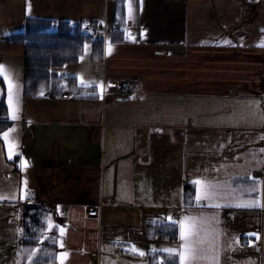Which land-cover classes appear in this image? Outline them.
Wrapping results in <instances>:
<instances>
[{"label": "crops", "instance_id": "obj_1", "mask_svg": "<svg viewBox=\"0 0 264 264\" xmlns=\"http://www.w3.org/2000/svg\"><path fill=\"white\" fill-rule=\"evenodd\" d=\"M130 3L131 20L126 0H0V21L14 19L5 34L20 30L29 17L81 22L84 29L120 25L106 34L102 49L88 43L85 53L100 62V81L83 75L92 82L86 87L79 72L65 73L70 97H62L58 85L25 97L23 65L14 68L18 112L15 120L9 111L0 118V236L10 240L11 264H31L30 253L20 252V238L28 207L43 203L57 225L50 233L58 236V250L47 255L50 264H60L61 252L67 253L63 264H90L104 241L120 245L121 252L132 251V244L154 247L153 225L169 216L235 223L241 213L259 217L252 254L264 264V207L210 206L264 203V30L258 24L264 21V0ZM80 62L72 63L77 70ZM131 79H138L132 94L114 93ZM101 83L102 99L95 86ZM36 100L43 107L24 116L27 102ZM9 128L17 145L11 158L2 135ZM196 179L229 194L198 204ZM24 180L29 199L21 198ZM253 186L257 191L249 193ZM159 209L165 219L141 222ZM120 215H136L131 221L141 224H127ZM125 224L124 233L115 236ZM215 229L217 236L220 228Z\"/></svg>", "mask_w": 264, "mask_h": 264}, {"label": "rangeland", "instance_id": "obj_2", "mask_svg": "<svg viewBox=\"0 0 264 264\" xmlns=\"http://www.w3.org/2000/svg\"><path fill=\"white\" fill-rule=\"evenodd\" d=\"M8 20L2 19L0 21V64L5 66V70L10 74L11 79L13 81V84H15V66L20 63L21 65L24 64V47L21 44H12L5 40V35L8 33H4L7 30H9L7 26L13 25V17H7ZM86 18V17H85ZM81 20V18H79ZM261 24L260 30H264V21ZM93 25H96L94 23ZM99 25V24H98ZM101 31L103 33L108 34V32L114 27L115 25H99ZM111 27V28H110ZM4 34V35H3ZM21 45V46H20ZM87 50L91 49L90 44H87ZM21 49V52L18 50ZM85 50V52H87ZM83 59L80 61V66L78 67L79 70L76 69V66L74 64H70L66 67L65 73L73 74L74 71L77 73L79 72L82 77L86 76V78H89V80H96L100 81L101 78V65L100 62H92L90 59L88 53L83 54ZM88 83L89 81H85ZM16 88V84L14 89ZM0 90H2V95L4 94L5 98L7 95V89L4 85V82H0ZM44 93V92H43ZM41 96V95H40ZM39 98V97H38ZM43 98V97H42ZM44 100V99H42ZM42 100H36L35 102H27L26 108L24 109V116L30 115L34 116L37 115L38 108L41 106L43 107ZM17 101H15V108H17ZM19 109V108H18ZM17 109V110H18ZM18 112V111H16ZM33 202V201H32ZM37 205V204H36ZM48 212V211H47ZM179 214V213H177ZM4 215H0V218ZM127 224H141L139 220H135L136 215H120ZM135 216V217H133ZM142 216V215H140ZM168 215L164 214L163 212H160L159 214L154 213V215H143V221H141L143 224H147L152 218L159 217V219H165ZM214 216V215H213ZM46 217L54 218V215L52 214L48 216V213L43 214L42 218L39 219L38 224V235L36 236V242H32L30 245H28V249H25V254L29 253L28 250L33 248H38L36 256L32 258L31 264H50V262H47L49 260V256L45 255V253H53L55 250H58V239L57 237L54 238V235H50V233H46L44 236L41 235V229L47 227ZM147 217V218H146ZM215 217V216H214ZM131 218H134L133 221H131ZM127 219V220H126ZM228 220V219H227ZM226 219H220L218 217V223L212 222L206 227L216 230V228H220L217 230L219 233L217 236L220 240H218L217 236L214 235V233L209 232L207 236L208 241H212L214 239L215 241V247L216 250L219 253V264H259V258L256 255H253L252 252L255 251L258 248V238L256 235H250L251 233H256L259 236V227H260V220L257 215H253L251 213H241L238 214L237 218H234L235 223H230ZM160 221V220H159ZM122 226L119 229H116L115 236H120V232L124 233L126 229V225ZM45 225V226H43ZM105 225V223H103ZM43 226V228H40ZM109 228V227H107ZM56 229L54 228L52 232H55ZM216 232V231H215ZM212 233V236H211ZM30 235V234H29ZM244 237H241V236ZM29 239V238H28ZM158 241L154 245V247L148 246V247H138L140 248L145 254L143 256L139 255L138 253H135L133 251H126L121 252L119 247L120 245H113L111 242H103L101 245V251L95 254L92 262L90 264H153L151 262V256L157 257L158 260L157 264H176L172 261H175L176 257L173 258H166L167 253L160 251L161 249L168 248V247H176L178 248L181 243L172 242L173 240L166 242V240H163L161 238H157ZM164 241V242H161ZM10 243V240L5 237L0 236V264H11L12 258H13V250L11 245H8ZM122 243V242H121ZM120 244V243H117ZM125 247V246H124ZM123 248V247H122ZM126 248V247H125ZM27 252V253H26ZM24 254V253H23ZM162 255V256H161ZM165 257L163 258V256ZM260 255H262L260 253ZM169 256V255H168ZM170 257V256H169ZM178 260V259H177ZM53 264V263H52ZM177 264L179 262L177 261ZM199 264H206V262H199Z\"/></svg>", "mask_w": 264, "mask_h": 264}, {"label": "trees", "instance_id": "obj_3", "mask_svg": "<svg viewBox=\"0 0 264 264\" xmlns=\"http://www.w3.org/2000/svg\"><path fill=\"white\" fill-rule=\"evenodd\" d=\"M115 24L120 26L117 21ZM4 37L7 42L21 44L24 47L23 94L29 98L37 97L41 92L57 86L66 76V67L81 60L85 53V44L91 43L96 50H99L102 49L104 43L103 39L90 36L88 27L84 29L81 22L46 17H29L22 24L20 30ZM0 82H2V78H0ZM7 116L8 106L5 97H3L0 99V118H7ZM191 191L192 187L186 186V193H191ZM27 210L29 219L24 222L20 238V252H25L28 245L36 242L40 225L38 221L43 214L50 211L44 203L36 206L31 205ZM153 226L157 227L154 238L163 240L179 238L178 224L168 226L167 220H160ZM156 258L151 259L153 264H157ZM177 261L176 258L172 262L177 264Z\"/></svg>", "mask_w": 264, "mask_h": 264}, {"label": "snow or ice", "instance_id": "obj_4", "mask_svg": "<svg viewBox=\"0 0 264 264\" xmlns=\"http://www.w3.org/2000/svg\"><path fill=\"white\" fill-rule=\"evenodd\" d=\"M127 3V10H128V18L131 20L133 18L132 16V5L130 3V0H126ZM103 23V21H101ZM125 34L127 36H130V34L125 29ZM130 38L135 41V36H130ZM225 43H229V41H225ZM261 46H264L262 44ZM88 45L85 44V50H87ZM108 54H111V45L109 44L107 48ZM83 59V57H81ZM0 78H2L4 85L7 89V105H8V111L10 113V116L13 120L16 119V108H15V93H14V84L11 79L10 74L5 70V66L0 64ZM80 84L86 87H91L92 82L86 83L83 79L80 80ZM98 90H100V98H103L102 90H103V84L95 85ZM0 94H2V90H0ZM43 95V92L40 93ZM257 103V102H253ZM13 129L9 128L7 131H4L2 133L3 139L7 144V149L9 153V158L12 157L14 149L17 147L16 144H14L9 139V133L12 132ZM261 151H264V149H261ZM25 161H21L20 167H25ZM253 181H255V178H252ZM25 190L21 195L22 199H29L27 196V180H24ZM192 184L195 185V200L199 204L201 201L208 200L212 201L217 199L218 197L228 195L229 193H223L219 191L220 185L215 184L210 181L196 179L192 181ZM235 191V190H231ZM257 188L253 186L252 188L248 189L249 193L256 192ZM262 195H264V190H261ZM211 207L214 208H226V207H255L260 206L264 207V203L258 201V200H252L250 202H240V203H225V204H211ZM47 221V227L41 229V235L44 236L46 233H50L55 227H57L56 224L53 223L51 217H46ZM168 226H174L176 224L179 225V238L182 242L178 248L176 247H168L161 249L160 251L166 252L170 257L173 259L175 257L179 258V264H199V262L203 261L206 262V264H219V253L216 250L215 247V241L214 239L212 241H208L206 238L209 234V232H212L214 230L206 227V225L219 221L216 220L215 217H204V216H190V215H184L183 218L179 219H173L172 216L167 217ZM22 231V230H21ZM64 228H59V235L62 238L64 235ZM204 233V235H201V233ZM250 235H256L257 238H259L258 234L251 233ZM62 246V245H61ZM131 250L135 253H138L139 255L143 256L145 253L138 248L135 244L131 245ZM29 255L27 259L31 262L32 258L36 256L38 248H33L28 250ZM45 255H50L49 253H45ZM67 256L66 252H61L59 254L60 264H63L64 258Z\"/></svg>", "mask_w": 264, "mask_h": 264}, {"label": "built area", "instance_id": "obj_5", "mask_svg": "<svg viewBox=\"0 0 264 264\" xmlns=\"http://www.w3.org/2000/svg\"><path fill=\"white\" fill-rule=\"evenodd\" d=\"M98 26H99L98 24L89 25L88 27L89 34L94 38L105 39L106 37L105 33H103V31H101L100 27ZM117 27H118L117 24H115L114 29H117ZM137 84H138V79H131L128 82L121 84L118 87L114 88L113 91L116 95L121 96V97L129 96L130 94L133 93V90ZM59 87L62 90L61 92L62 97L66 98V97L71 96L70 91L66 89L67 87L66 81L62 82L59 85ZM93 212H94V209H90L88 213L93 214Z\"/></svg>", "mask_w": 264, "mask_h": 264}]
</instances>
